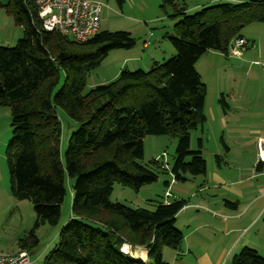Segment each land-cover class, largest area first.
<instances>
[{
    "label": "trees",
    "instance_id": "obj_1",
    "mask_svg": "<svg viewBox=\"0 0 264 264\" xmlns=\"http://www.w3.org/2000/svg\"><path fill=\"white\" fill-rule=\"evenodd\" d=\"M161 1L173 6L178 17L174 36L168 38L175 55L152 62L148 71H121L114 81L88 92L87 74L110 51L132 48L130 34L98 31L77 43L42 29L35 0L2 5L23 33L13 47H0V107H7L11 117L5 150L10 193L30 202L34 229L55 226L66 182L73 180L71 217L42 264H168L162 249L180 248L183 235L174 222L183 201L129 208L111 203L109 195L114 184L138 191L157 180L155 172L139 164L142 139L148 135L177 138L170 168L174 181L205 174L201 151L189 150V131L203 121L205 99L194 64L208 49L228 54L230 41L243 38L244 26L264 22V0L224 3L193 14L177 10V0ZM56 109L77 124L61 160ZM153 167L166 171L157 162ZM34 229L19 240L17 251L29 254L37 246ZM124 243L129 244L126 254L121 252ZM137 248L147 252L145 261L131 257ZM230 264H264V258L244 247Z\"/></svg>",
    "mask_w": 264,
    "mask_h": 264
},
{
    "label": "rangeland",
    "instance_id": "obj_2",
    "mask_svg": "<svg viewBox=\"0 0 264 264\" xmlns=\"http://www.w3.org/2000/svg\"><path fill=\"white\" fill-rule=\"evenodd\" d=\"M90 1L103 5L99 31L128 32L134 40V46L130 49L110 51L100 64L87 74L85 92L114 81L121 71H148L152 62L163 63L175 55L174 48L168 40L169 37L174 36L173 28L178 21L173 6H162L161 0ZM250 1L253 0H177L175 5L177 10L183 8L187 14H193L204 7ZM5 3L6 0H0V47H13L18 39L22 38L23 33L22 29L14 24L12 18L5 15L2 8ZM240 34L249 43L240 57L208 49L194 64L200 81L205 86V99L202 110L203 121L189 131V150L201 151L206 164L205 174L194 177L185 175L184 181H174L170 168L174 162L177 138L170 135H148L142 139L143 158L139 164L155 172L157 180L142 186L138 191L114 184L109 195L111 203H120L129 208L147 209H153L158 203L177 199L189 203L192 206H188L189 209L186 211L181 209L174 223V227L183 233L186 231V226L201 225L206 220L204 216H211L204 213V205H208L206 209L210 213L215 211L217 214L219 211L229 213L232 208L227 203H236L224 188L211 186L213 183L210 182V178L214 173L222 176L226 184L235 182L238 188H251L252 181L243 182L248 175L246 167L256 157V141L264 138V70L260 66L264 63V22L250 23L241 29ZM144 44L147 48L143 47ZM62 79L61 75L54 91L61 85ZM56 112L61 124L59 153L61 160L68 139L77 129V124L62 110L56 109ZM10 139L11 117L7 107H0V253L2 254L16 251L17 243L34 229L35 222V214L30 202L15 200L10 193L5 158V150ZM154 162L163 164L166 171L154 168ZM238 181L243 183L240 184ZM72 184V179L67 180L57 224L55 226L43 224L34 229L38 243L29 253L31 264H42L48 253L58 244L59 230L71 217ZM166 192L169 193V198L165 196ZM211 218L220 222L217 221L220 220L218 216ZM199 234L205 236L200 241L205 245L211 244L220 236V233L213 235L208 230H200ZM193 239V244L199 241L196 237ZM219 245L221 247L225 245L224 241L219 242ZM123 246L129 249V244L124 243ZM174 253V250L164 247L162 259L166 263L172 261L173 264H184L181 260H185V257L174 260ZM261 253L264 255V252ZM227 255L222 258L223 264H230L235 253L230 256L228 262H226Z\"/></svg>",
    "mask_w": 264,
    "mask_h": 264
},
{
    "label": "crops",
    "instance_id": "obj_3",
    "mask_svg": "<svg viewBox=\"0 0 264 264\" xmlns=\"http://www.w3.org/2000/svg\"><path fill=\"white\" fill-rule=\"evenodd\" d=\"M143 47L147 48L146 44ZM246 172L248 175H246L247 177L243 182L252 181L250 189L238 188L235 182L230 185L226 184L225 179L217 173H214L213 177L211 176L210 182L213 183L211 186L224 188L236 200V203H227L232 210L229 213L219 211L218 215L215 211L210 213L206 209L208 205H204V213L211 216H204L206 220L201 225L185 227L186 231L181 232L183 239L179 250L174 253V260L179 257H185V260H181L184 264H223L222 258L226 254H228L226 262H228L232 254H236L238 250L244 247L255 250L264 258L261 253L264 252V161L257 162L255 157L250 165H247ZM241 181H238V183H243ZM176 201L179 200L177 199ZM188 206L192 205L185 203L182 211L188 210ZM212 216H218L220 220L217 221L220 222L212 220ZM177 217H175V222ZM200 230H208L213 235L220 233V236L211 244L205 245L200 242L205 238V236L199 234ZM251 231L252 234H250ZM193 237L199 240L195 244L192 243ZM223 237H226V239H222ZM221 239L225 244L222 247L219 245V242L222 241ZM139 251L145 250L137 248L131 255ZM189 260L191 261L189 262ZM168 264L173 263L170 261Z\"/></svg>",
    "mask_w": 264,
    "mask_h": 264
},
{
    "label": "built area",
    "instance_id": "obj_4",
    "mask_svg": "<svg viewBox=\"0 0 264 264\" xmlns=\"http://www.w3.org/2000/svg\"><path fill=\"white\" fill-rule=\"evenodd\" d=\"M35 7L42 29L47 32L55 31L74 42L84 43L99 31L101 3L90 0H35ZM248 46L245 38H234L230 41L228 54L240 57ZM260 66L264 70V63ZM256 152L257 162L264 161V138L256 141ZM165 196L169 197V193L166 192ZM121 252L127 253L122 248ZM0 264H31L30 255L25 251L0 253Z\"/></svg>",
    "mask_w": 264,
    "mask_h": 264
},
{
    "label": "bare ground",
    "instance_id": "obj_5",
    "mask_svg": "<svg viewBox=\"0 0 264 264\" xmlns=\"http://www.w3.org/2000/svg\"><path fill=\"white\" fill-rule=\"evenodd\" d=\"M123 250L128 253V247L127 246H123ZM146 254H147L146 251H139L138 253L131 255V257L134 258L135 260L145 261L146 260Z\"/></svg>",
    "mask_w": 264,
    "mask_h": 264
}]
</instances>
